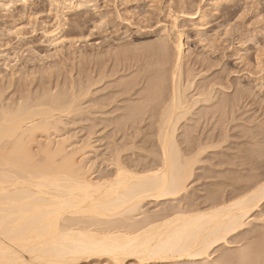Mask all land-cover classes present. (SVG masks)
Returning <instances> with one entry per match:
<instances>
[{
  "label": "rangeland",
  "instance_id": "obj_1",
  "mask_svg": "<svg viewBox=\"0 0 264 264\" xmlns=\"http://www.w3.org/2000/svg\"><path fill=\"white\" fill-rule=\"evenodd\" d=\"M52 2L0 0V5L13 4L11 10L0 7V107L13 109L20 104L41 102L38 109L50 110V98H64L68 106L61 110L51 137L67 139L71 149H84V157L77 153V162L85 166L88 174L91 172L94 181L113 173L110 165L117 150L126 165L130 167L132 163L136 166L133 171L142 172L155 168L157 163L153 161L158 147L152 144V117L159 106L155 101L150 104L151 99L148 105L144 103L145 108L142 103L151 94L150 98L160 100L155 96L158 93L160 101L168 93L169 97L174 84L172 71H177L179 81L175 82L187 92L186 99L190 95L197 98L195 94L203 86L215 91L209 101L212 106L204 110L206 103H201L198 107L205 106L192 108L185 118L188 122H182L176 132L182 150L201 142L207 147L193 161L192 175L183 193L173 200H146L141 207L144 215L137 216L161 218L178 209H206L212 206L215 195L220 201L232 200L236 196L231 192L233 186L243 187L255 174L264 175V0ZM44 31H55L57 37L65 38L64 44H52ZM162 45L168 56L165 52L164 56L159 54L164 50ZM179 45L183 46L184 55L180 66L173 70ZM159 55L167 56L163 58L167 64ZM159 60L165 65H160ZM160 71L165 73L161 75L165 82L153 86ZM189 84L198 90L190 89ZM208 89L205 90L210 92ZM129 108H137L140 114L134 121L128 120L134 112L130 113ZM197 113L204 114L206 120ZM120 117L124 123L118 127L122 123L117 122ZM184 135L188 145L182 144ZM242 193L239 196L246 192ZM260 208L254 214L260 215L264 205ZM261 215L258 222L252 216L254 223L248 221L250 218L246 221L250 225L239 234L241 241L239 235L230 237V245L213 249L209 264L220 255H231L235 249L247 250L252 231L264 229V214ZM246 233L249 235L244 240L242 235Z\"/></svg>",
  "mask_w": 264,
  "mask_h": 264
},
{
  "label": "bare ground",
  "instance_id": "obj_2",
  "mask_svg": "<svg viewBox=\"0 0 264 264\" xmlns=\"http://www.w3.org/2000/svg\"><path fill=\"white\" fill-rule=\"evenodd\" d=\"M52 3L55 4L54 0ZM54 32L44 31L43 34L49 37L54 45L64 44L65 38L57 37L58 34ZM161 47L166 48L163 45ZM176 47L177 58L173 70L180 66L179 63L184 55L183 46ZM163 52L167 55L166 49L159 54L164 56ZM160 55V59L168 56L160 57ZM165 59L164 62L167 61ZM176 72L172 71L171 82L174 84L172 86L171 83L173 88L169 97L168 93L167 97L160 101L162 99L157 95L158 93L155 96L160 100L156 97L150 98L152 94H149V98L145 99L146 102L142 103L143 108L146 107L144 103H147L148 99L153 101L149 102L150 104L154 101L159 104L156 114L154 113L155 117L150 114L156 125L150 116H147L155 127L153 132L155 143L152 144L153 146L157 144L158 147L157 155L155 153L154 156L156 160H153L157 163L155 168L142 172L133 171L132 163H129L132 166L130 169L131 166L122 161L120 153H117L120 151L117 150L113 154L111 165L109 163L113 167V173L98 177L100 179L94 181L91 172L88 174V170H84L85 166L83 168V165L77 162V153L80 157H84V149H71L66 144L67 139L51 137L52 131L60 121L61 110L63 107L65 110L68 106L64 103L66 101L64 98L62 100L56 96L48 101L46 99L50 110L49 107L48 110L38 109L42 106L39 104L41 102L34 105L20 104L13 109L0 107V260L4 261V264H8L9 261H16L17 264H73V261H77V264H80V261L82 264H94V262L107 261L109 259L107 256L77 257L75 255L100 251L118 252L122 264H141V258L145 260V264H156L151 254L169 248L173 254L159 261V264H179L183 261L188 263L200 261L202 264H209L213 249L221 245H230L229 238L237 237L243 232L244 227L249 223L246 221L252 219L254 217L252 215L256 211L259 212V208L264 205V175L261 176V173L259 176L251 175L250 177L253 178H249L251 180H248L243 187L237 188L231 185L232 194H236L233 195L235 198L232 200L220 201L215 195L214 200H211L212 206L206 209H178L175 213L172 212V215L166 214L161 218H154L152 215L138 217L139 214H143L141 207L146 200L155 202L164 199L173 200L186 190L193 171V161L198 159V155L202 154L200 151L207 147L201 145L203 142L192 148L186 146L182 154L184 150L176 141V132L186 120V116L192 113L194 110L192 108H197L201 103H206V106L202 104L206 107L204 110L212 106L211 104L209 106V101L213 88L210 90L208 89L210 87L205 88L201 85L210 90L207 92L200 86V90L205 91L201 93L202 90L199 92L198 88L191 86L190 83L188 85L191 86L190 89L196 87L198 90L197 93L195 89L197 98L190 95L187 97L189 99H186L184 94L187 92L176 85L175 81H179ZM161 73L162 71L160 75L157 74L160 78L158 76L159 80L155 79L156 84L153 80L150 81L153 86L157 87V83L165 82V78L161 77L165 73ZM189 87L185 89L189 90ZM151 89L153 87H150ZM152 91L154 90L149 92ZM190 97L195 99H191V102ZM132 109L129 108L130 113L134 112L129 113L128 120L134 121L140 114L137 108ZM153 112L155 110H151V113ZM199 112L207 114L206 111ZM200 113H197L198 116L204 115ZM123 119L120 117L117 122H122ZM203 119L206 120V116ZM123 123H118L120 124L118 127ZM186 136L184 135V138ZM187 139V137L185 141L182 139V144H187ZM210 139L215 144L214 139ZM213 143L211 145H214ZM213 147L215 146L210 148ZM226 186L230 185L226 184ZM241 192L246 193L239 196ZM258 212L254 214L257 217L254 219L257 221L248 220L250 223L258 222V219L260 221L259 216L264 210L260 215ZM259 229L261 230L258 228L256 233L252 231L250 234L251 242L249 246L247 245V250L235 249L231 255H220V258H215L220 260L213 259V262L229 264L236 260L237 264H241L242 260L247 259L250 264H259L264 256V229L261 230L263 232H258ZM245 235H242L244 240L249 234ZM234 253L237 259L234 258ZM230 256L234 258L233 261Z\"/></svg>",
  "mask_w": 264,
  "mask_h": 264
},
{
  "label": "snow or ice",
  "instance_id": "obj_3",
  "mask_svg": "<svg viewBox=\"0 0 264 264\" xmlns=\"http://www.w3.org/2000/svg\"><path fill=\"white\" fill-rule=\"evenodd\" d=\"M0 7L6 8L8 10H11L13 8L12 3H8L5 5H0ZM172 250L169 249H163L159 250L155 253H152V257L155 259L156 264H159V261L167 259L168 256L172 255ZM77 257L80 256H91V255H98V256H107L109 259L107 261L102 262H94V264H122L121 256L118 252L115 251H100V252H86V253H76ZM0 264H4V261L0 260ZM8 264H17L16 261H9ZM73 264H77V261H73ZM80 264H82V261H80ZM141 264H145V260L141 258ZM241 264H250L248 260L241 261ZM259 264H264V256H262Z\"/></svg>",
  "mask_w": 264,
  "mask_h": 264
}]
</instances>
